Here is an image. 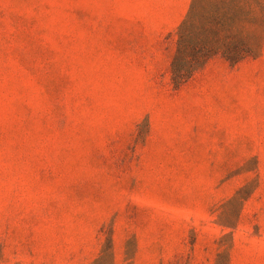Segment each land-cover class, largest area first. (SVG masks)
<instances>
[{
    "label": "rangeland",
    "instance_id": "1",
    "mask_svg": "<svg viewBox=\"0 0 264 264\" xmlns=\"http://www.w3.org/2000/svg\"><path fill=\"white\" fill-rule=\"evenodd\" d=\"M189 2L0 0V264H264V39L174 87Z\"/></svg>",
    "mask_w": 264,
    "mask_h": 264
},
{
    "label": "trees",
    "instance_id": "2",
    "mask_svg": "<svg viewBox=\"0 0 264 264\" xmlns=\"http://www.w3.org/2000/svg\"><path fill=\"white\" fill-rule=\"evenodd\" d=\"M175 33L169 70L173 86L179 87L216 55L235 64L259 54L264 0H190Z\"/></svg>",
    "mask_w": 264,
    "mask_h": 264
}]
</instances>
